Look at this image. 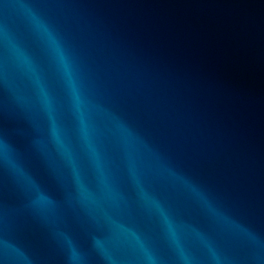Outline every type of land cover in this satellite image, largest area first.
Here are the masks:
<instances>
[{
  "label": "water",
  "instance_id": "water-1",
  "mask_svg": "<svg viewBox=\"0 0 264 264\" xmlns=\"http://www.w3.org/2000/svg\"><path fill=\"white\" fill-rule=\"evenodd\" d=\"M0 264H264V0H0Z\"/></svg>",
  "mask_w": 264,
  "mask_h": 264
}]
</instances>
